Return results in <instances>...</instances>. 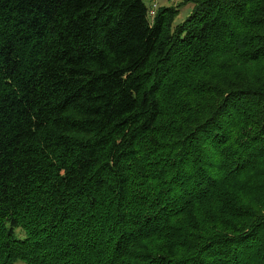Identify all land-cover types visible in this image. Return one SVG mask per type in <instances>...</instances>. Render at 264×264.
Wrapping results in <instances>:
<instances>
[{
    "label": "trees",
    "instance_id": "16d2710c",
    "mask_svg": "<svg viewBox=\"0 0 264 264\" xmlns=\"http://www.w3.org/2000/svg\"><path fill=\"white\" fill-rule=\"evenodd\" d=\"M152 4L0 0V264H264V0Z\"/></svg>",
    "mask_w": 264,
    "mask_h": 264
},
{
    "label": "rangeland",
    "instance_id": "374dc122",
    "mask_svg": "<svg viewBox=\"0 0 264 264\" xmlns=\"http://www.w3.org/2000/svg\"><path fill=\"white\" fill-rule=\"evenodd\" d=\"M147 7H150L152 2H156L157 6L166 5L173 6L179 4L181 0H143ZM192 9V3H187L179 7V14L177 15L175 22H181L190 13ZM14 264H25V262L18 260Z\"/></svg>",
    "mask_w": 264,
    "mask_h": 264
},
{
    "label": "built area",
    "instance_id": "2783aa9c",
    "mask_svg": "<svg viewBox=\"0 0 264 264\" xmlns=\"http://www.w3.org/2000/svg\"><path fill=\"white\" fill-rule=\"evenodd\" d=\"M155 7H156V4L153 2L152 7L149 9V13H148L149 16L154 15Z\"/></svg>",
    "mask_w": 264,
    "mask_h": 264
}]
</instances>
